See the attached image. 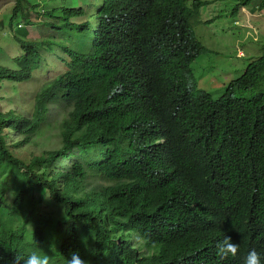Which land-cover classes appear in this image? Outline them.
Listing matches in <instances>:
<instances>
[{
    "label": "trees",
    "instance_id": "1",
    "mask_svg": "<svg viewBox=\"0 0 264 264\" xmlns=\"http://www.w3.org/2000/svg\"><path fill=\"white\" fill-rule=\"evenodd\" d=\"M11 1L0 38L12 29L21 53L1 55L0 83L30 80L41 48L57 49L64 71L40 84L27 112L0 109V264L39 247L50 264L71 251L88 264L264 257V85L238 96L264 81V45L213 99L191 70L207 51L193 30L207 0ZM28 25L47 36L27 37ZM58 105L59 146L17 155ZM94 176L105 184L87 189ZM135 233L148 237L142 249ZM223 235L235 257L216 254Z\"/></svg>",
    "mask_w": 264,
    "mask_h": 264
},
{
    "label": "rangeland",
    "instance_id": "2",
    "mask_svg": "<svg viewBox=\"0 0 264 264\" xmlns=\"http://www.w3.org/2000/svg\"><path fill=\"white\" fill-rule=\"evenodd\" d=\"M207 1L209 3L199 9V22L193 27L196 38L207 51L199 55L191 64V70L198 87L209 93L213 99H217L223 94L227 83L239 76L251 60L261 55L264 45V7L262 11L255 9L251 13L248 7L244 9V5H238L240 0ZM37 2L42 5L47 3L46 0H37ZM88 2L90 0H65L64 4L65 7H68ZM251 2L255 1L252 0ZM54 5L55 3H48L42 11L50 10ZM235 5L236 10H233ZM11 6V0H0V19L4 24L10 15ZM246 10L250 14L245 17ZM35 14V11L32 12V15ZM38 19L42 20L43 16H38ZM26 29L27 37L30 38L47 34V31L39 25H28ZM48 29L50 32V28ZM11 30H6L5 37L3 34V37L0 38L2 50L0 63H9V60L1 61L2 54L8 59L21 53L16 42L12 39ZM40 52L42 56L41 66L34 72L30 80L19 84L11 81L0 83L1 110L12 109L16 113L27 112L32 95L40 84L64 71L60 60L61 53L57 49L50 51L41 48ZM262 72L264 73V70ZM263 82L259 80L258 84L242 91L238 96L244 99L252 98L261 91ZM63 117L64 111L59 105L51 108L48 120L38 127L31 141L15 149V153L21 158L28 159L32 156H38L46 150L56 149L60 143L59 123ZM86 184L87 189H90L105 184V181L94 176L88 177ZM43 198L45 199L46 195ZM46 208L47 205L40 206L44 214L47 213L45 212Z\"/></svg>",
    "mask_w": 264,
    "mask_h": 264
},
{
    "label": "clouds",
    "instance_id": "3",
    "mask_svg": "<svg viewBox=\"0 0 264 264\" xmlns=\"http://www.w3.org/2000/svg\"><path fill=\"white\" fill-rule=\"evenodd\" d=\"M254 1L255 2H249L247 5H245L244 9L245 7H248L251 13L254 12L255 9L262 11L263 7L260 6L259 1L256 0ZM240 3L238 5H240ZM233 10H236V5L233 8ZM248 14L250 13L247 12V15ZM131 242L135 244L137 248L142 249L146 244H148L149 240L145 234L135 233L132 236ZM215 248H216V254L221 259L226 257H235L238 251V245L236 243L231 242L230 238L226 235H223V238L217 241ZM65 261L66 264H88L86 260H83L79 256L77 251L69 252L67 257H65ZM262 261H264V257H262L256 250L252 249L249 250L247 254L244 256L243 264H262ZM11 264H50V258L49 255L45 254L39 247L38 250L28 251L27 253H23L19 255L14 254Z\"/></svg>",
    "mask_w": 264,
    "mask_h": 264
},
{
    "label": "crops",
    "instance_id": "4",
    "mask_svg": "<svg viewBox=\"0 0 264 264\" xmlns=\"http://www.w3.org/2000/svg\"><path fill=\"white\" fill-rule=\"evenodd\" d=\"M249 5H251V4H249ZM253 10V9H252ZM244 15L246 16L247 15V11L244 13Z\"/></svg>",
    "mask_w": 264,
    "mask_h": 264
},
{
    "label": "bare ground",
    "instance_id": "5",
    "mask_svg": "<svg viewBox=\"0 0 264 264\" xmlns=\"http://www.w3.org/2000/svg\"><path fill=\"white\" fill-rule=\"evenodd\" d=\"M91 25H93V23L91 24ZM45 28V27H44ZM47 36V35H46Z\"/></svg>",
    "mask_w": 264,
    "mask_h": 264
}]
</instances>
